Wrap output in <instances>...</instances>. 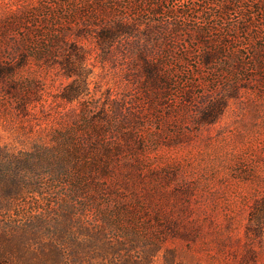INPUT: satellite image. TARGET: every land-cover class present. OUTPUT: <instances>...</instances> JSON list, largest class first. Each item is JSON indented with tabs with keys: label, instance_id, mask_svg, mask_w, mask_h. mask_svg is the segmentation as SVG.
<instances>
[{
	"label": "rangeland",
	"instance_id": "rangeland-1",
	"mask_svg": "<svg viewBox=\"0 0 264 264\" xmlns=\"http://www.w3.org/2000/svg\"><path fill=\"white\" fill-rule=\"evenodd\" d=\"M47 1L0 0V26H11L0 61L12 69L5 81L16 89L9 95L0 84V150L28 151L51 143L54 131L77 126V140L93 129L100 149L110 152L92 150L95 166L84 174L67 162L58 176L43 175L42 193L23 191L1 209V219L21 221L85 195H129L131 215H118L113 224L154 242L153 216L136 197L156 195V206L178 229L159 241L153 264H165L169 251L179 264H264V218L261 227L250 223L252 213L264 215V0L230 6L229 0H105L117 3L115 12L104 6L105 14L86 12L96 7L93 0H63L50 12ZM114 15L138 28L101 52L88 26ZM42 25L63 32L66 49L84 50L81 78L65 76L59 54L46 46L49 34H34ZM157 39L174 47L172 56L151 53L171 82L152 103L143 102L132 65ZM203 46L216 53L210 67L201 65ZM82 82L84 91L64 103L62 94ZM223 96L219 119L198 124L204 103ZM18 103L26 105L24 114Z\"/></svg>",
	"mask_w": 264,
	"mask_h": 264
},
{
	"label": "trees",
	"instance_id": "trees-1",
	"mask_svg": "<svg viewBox=\"0 0 264 264\" xmlns=\"http://www.w3.org/2000/svg\"><path fill=\"white\" fill-rule=\"evenodd\" d=\"M62 1H47L44 3L47 7L44 8L49 12L58 9ZM93 1L97 3L96 7H90L93 11L86 10L91 14L100 10L105 14V12L114 11L117 6V3L107 6L105 0ZM229 1L231 2L227 1L229 6L239 3L235 0ZM104 6H107L108 11ZM114 16L97 28L88 26L91 28L90 31L94 30L96 46L101 52L105 51L118 37L132 36L138 28L136 21L130 23ZM9 29L11 26H0V44L8 40ZM34 34L40 39L50 35L45 40L46 46L49 52L56 51L59 54L57 62L65 76L82 77L83 49L77 47L66 49L61 40L64 33L59 31L51 33L43 25L39 30H35ZM133 38L138 44L140 37L137 35ZM203 47L206 51L203 52L201 65L210 67L215 61L216 53L206 46ZM173 49V46L166 48L163 41L157 39L151 46L147 44L145 50L135 54L136 59L132 65L134 68L132 70L135 71L133 82L136 83L143 102L152 103L158 97L157 93L171 82V78L165 73V65L151 58V53L158 50L163 55L172 56ZM11 52L13 56L18 54L15 50ZM65 52L67 55L62 56ZM11 73L12 69L8 68L7 63L0 61V84L6 90H10L9 95H12V92L16 93V89L5 81ZM84 89L83 82L80 85H70L61 99L64 103H72ZM224 98L223 96L216 101H206L197 114L198 124H211L218 120L225 107ZM26 108L24 103H18L16 110L24 114ZM95 122L91 119L87 124L92 126ZM76 127L54 131V139L51 143H37L28 151L9 153L3 149L0 150V193L3 194L0 195V211L10 209L13 201L25 190L42 193V189L37 184L38 180L43 175L58 176V173L66 169L67 162L76 164V168L80 170L79 173L84 174V171L95 166L91 157L92 150L110 152V147L100 149L96 141L97 134L93 129L89 130L90 134L85 135L83 141L77 140ZM111 170L112 167L108 166L103 172L106 175ZM62 175L67 176V174ZM95 175L93 173V176ZM37 196L43 197V195ZM132 200L129 195H85L78 202H61L57 206L58 209H51L47 213L37 211L25 214L21 221H16L12 216L2 220L0 216V264H153L161 252L159 241L176 235L178 227L174 221L164 216L159 205L156 206L155 203H158L156 195H142L140 198L136 197V201L141 202L142 205L147 204L145 211L153 216L152 225L155 227L154 231L158 238L153 242L141 236L136 230L117 228L113 224L114 220L118 215L126 214L128 217L131 215ZM262 218H264L263 214L252 213L251 225L261 227ZM163 257L165 264H179L175 262L171 251L165 253Z\"/></svg>",
	"mask_w": 264,
	"mask_h": 264
}]
</instances>
